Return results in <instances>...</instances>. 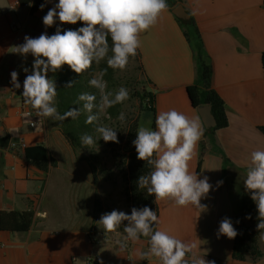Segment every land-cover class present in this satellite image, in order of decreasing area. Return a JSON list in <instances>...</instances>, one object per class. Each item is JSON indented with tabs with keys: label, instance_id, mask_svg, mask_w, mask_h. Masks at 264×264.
<instances>
[{
	"label": "crops",
	"instance_id": "1",
	"mask_svg": "<svg viewBox=\"0 0 264 264\" xmlns=\"http://www.w3.org/2000/svg\"><path fill=\"white\" fill-rule=\"evenodd\" d=\"M34 1L0 0V264H159L156 258L138 255L147 251L148 239L129 241L122 249L116 241L126 234L120 228L106 234L98 225L105 213L130 210L122 194H111L107 180L96 178L86 161L76 159L56 121L24 115L33 108L22 101L10 73L16 71L18 81L24 80L34 57L14 53V46L23 44L25 36L49 35L51 27L44 26L43 17L58 3L50 0L32 13ZM166 3L158 23L141 34L136 55L154 96L155 118L160 111L175 109L200 119L187 93L196 77L193 53L171 13L181 6L200 34L212 65L211 89L224 103L228 125L210 138L202 137L191 161L190 170L199 179L209 177L213 186L201 200L207 210L156 202L160 228L196 243V254L215 264H264V258L233 260L234 239L218 236L220 222L227 217L233 223L240 207L250 153L264 149L259 130L264 127V0ZM31 122H36L33 128ZM18 141L25 148L42 147L46 161L36 164L25 156V148L12 150L10 144ZM218 181L223 183L218 186ZM258 245L263 251L264 239Z\"/></svg>",
	"mask_w": 264,
	"mask_h": 264
},
{
	"label": "clouds",
	"instance_id": "2",
	"mask_svg": "<svg viewBox=\"0 0 264 264\" xmlns=\"http://www.w3.org/2000/svg\"><path fill=\"white\" fill-rule=\"evenodd\" d=\"M49 2L44 0L41 10ZM167 8L166 0H58L43 17L44 26H53L57 19L61 24L82 22L84 26L63 32L57 27L55 34L42 33L36 38L25 36L23 44L14 46V53L34 57L31 74L26 75L23 81L21 96L24 103L35 109L36 116L58 122L76 119L83 111L86 113L85 123L96 124L99 138L106 143H119L116 130L99 121L107 109L129 99L127 88L121 86L115 92L106 91L104 76L107 69H104L89 80L90 87L97 90L98 96L82 93L78 96L82 109L71 108L61 114L56 107L57 86L48 73H56L67 65L74 73L82 75L93 63L105 60L108 68L125 70L130 58L135 57L141 47V34L154 27ZM23 71L27 73L29 69L25 67ZM10 76L13 87L19 89L18 73L12 71ZM75 83L69 81L65 87H72ZM117 119L123 123L125 113L121 112ZM203 135L204 128L198 117L189 118L175 109L160 111L156 115L155 130L138 127L132 142L137 159L151 167L147 174L139 177L138 187L146 189L148 195H154L155 202L169 201L177 207L192 206L200 213L206 211L207 205L201 200L207 198L213 186L209 177L199 179L198 174L190 170ZM80 139L82 145L89 148L96 144L92 135L84 134ZM222 183L218 181L217 185ZM243 184L256 205V228L264 239V149L250 153ZM246 219H251V215ZM97 223L106 234L116 233L123 225L126 235L116 241L122 249L129 241L135 243L141 237L149 238L147 251L138 253L141 259L156 258L159 264H215V261L205 260L196 254V243L185 242L169 230L160 228L157 212L147 206L133 207L131 214L112 210L103 214ZM219 235L229 239L238 235L230 218L225 217L220 222Z\"/></svg>",
	"mask_w": 264,
	"mask_h": 264
},
{
	"label": "trees",
	"instance_id": "3",
	"mask_svg": "<svg viewBox=\"0 0 264 264\" xmlns=\"http://www.w3.org/2000/svg\"><path fill=\"white\" fill-rule=\"evenodd\" d=\"M42 3H44V0H41V2L35 0L31 10L32 13L41 10L40 5ZM176 21L190 46L195 63V81L193 85L187 87L190 102L195 109L203 105L209 106L216 123V126L210 131L204 128V139L210 138L216 130L223 129L228 125L225 106L217 93L211 89L212 65L209 57L205 53L196 25L192 20L184 22L176 19ZM109 44H111L110 39ZM261 60L264 77V53L262 54ZM104 69H107L104 76V80L107 82L106 91H117L121 87L119 83L120 79L116 76L115 70L108 68L106 60L101 61L96 67L95 63H93L92 67L82 75H77L67 65H64L62 69L56 73L49 71L48 77L54 79L57 86L58 95L56 97V107L59 113L63 114L71 108L82 109V102L78 101V96L82 93H93L98 96L97 90L89 85V77L92 73H99ZM69 81H76V83L72 87H65ZM136 82L140 84L141 88L139 91H136V96L139 100L138 111L135 115L130 117L127 122V127L123 132L120 130L116 131L119 143H106L102 138H99L98 144L104 145L106 148H112L113 145H123L121 155L118 154L119 161L116 168L120 173L123 184L121 194L125 204L130 210V214L133 207L140 209L145 206L156 211L158 214L154 195H148L146 189H140L137 183L141 175L147 174L151 170V167L147 165L145 161L137 159V153L132 143L136 138V131L138 129V115L140 111L150 110L153 113L152 129L155 130V109L153 107L154 96L147 89V82L144 79L142 81H135V83ZM21 98L24 102V98L22 96ZM121 112L122 103L107 109L101 116L99 123L110 127L112 122L119 121L117 117ZM85 119L86 113L81 111V114L76 119L68 118L63 122L56 121L57 127L62 131V134L66 137L74 150L80 148V138L85 134L84 132L86 131V134L92 135V129L95 130L96 128L95 123L86 124ZM259 130L264 135V127H260ZM25 156L36 164L46 161V155L42 147L25 148ZM81 160L86 161L87 159L82 158ZM88 164L91 165L90 162H88ZM200 165L201 158L198 162V169ZM91 168L93 174L95 169L93 166ZM248 215H251V219H246ZM257 215L256 205L254 201H252L250 194L247 191L242 192L240 207L233 218V225L238 232V235L234 238L232 248L231 257L233 260L240 262H245L247 260L256 262L264 258V250L261 251L258 245L261 233L258 232L256 228L258 223ZM237 221H239V223H237ZM122 228L121 226V231H123ZM141 238L149 239L146 237Z\"/></svg>",
	"mask_w": 264,
	"mask_h": 264
},
{
	"label": "rangeland",
	"instance_id": "4",
	"mask_svg": "<svg viewBox=\"0 0 264 264\" xmlns=\"http://www.w3.org/2000/svg\"><path fill=\"white\" fill-rule=\"evenodd\" d=\"M82 26H84L82 22H77L75 25L61 24L60 21L57 19L56 24L51 26L49 35L55 34L57 27H59L63 32L65 30H77ZM96 66L97 64H95V67ZM115 73L116 76L120 79V85L129 90V99L122 103V112L125 113L126 117L125 121L123 123L121 121L112 122L110 127L116 131L120 130L123 132L127 127V122L129 121L130 117L135 115L138 111L139 100L136 96V91H139L141 88L140 84H137V82L135 83V81H142L144 78L142 72L140 71L136 56L130 58L125 70H115ZM97 74V72L92 73L89 77V80ZM152 122L153 113L150 110H143L139 112L138 127L145 126L150 127L152 129ZM84 133L86 134V131ZM92 133L93 138L96 139V144L89 148L87 146L82 145L81 143L80 148L74 150L76 159L81 160L82 158H86L87 171L90 170L88 166H93L95 169V172H93L95 177L105 178L107 180L108 191L111 194L117 192L119 195H121L123 184L121 181L120 173L116 168V165L119 161L118 154L121 155L123 145H113L112 148H106L104 145L98 144L99 133H97L94 129H92ZM88 162H90L91 165L88 164ZM231 189L232 197L234 198L236 195L234 194V192H236V185L233 186Z\"/></svg>",
	"mask_w": 264,
	"mask_h": 264
},
{
	"label": "water",
	"instance_id": "5",
	"mask_svg": "<svg viewBox=\"0 0 264 264\" xmlns=\"http://www.w3.org/2000/svg\"><path fill=\"white\" fill-rule=\"evenodd\" d=\"M171 13L176 19L180 21L188 22L190 19L188 14L185 12L184 8L181 6H176L175 8H173L171 10ZM197 112L201 119L203 127L207 131H210L216 126L214 117L211 114V110L209 106H206V105L200 106L197 108Z\"/></svg>",
	"mask_w": 264,
	"mask_h": 264
},
{
	"label": "built area",
	"instance_id": "6",
	"mask_svg": "<svg viewBox=\"0 0 264 264\" xmlns=\"http://www.w3.org/2000/svg\"><path fill=\"white\" fill-rule=\"evenodd\" d=\"M23 81H20V84H21V91H23ZM30 114V115H29ZM24 115L27 117V118H42V117H38L36 116V111L35 109H31V110H25L24 111ZM35 123L36 122H31L30 123V127L33 128L35 126ZM25 143L23 141H18L17 143L13 142L10 144V148L12 150H15V149H24L25 148Z\"/></svg>",
	"mask_w": 264,
	"mask_h": 264
}]
</instances>
